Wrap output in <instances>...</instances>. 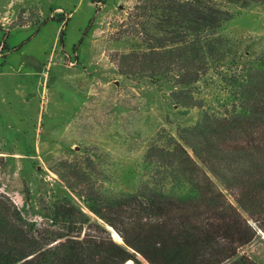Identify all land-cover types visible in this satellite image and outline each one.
I'll return each mask as SVG.
<instances>
[{
	"label": "rangeland",
	"instance_id": "1",
	"mask_svg": "<svg viewBox=\"0 0 264 264\" xmlns=\"http://www.w3.org/2000/svg\"><path fill=\"white\" fill-rule=\"evenodd\" d=\"M147 1L0 0V196L46 241L65 230L54 226L58 202L72 201L106 227L67 187L64 165L84 170L98 188L136 191L154 174L144 165L147 155L177 164L187 152L196 160L182 139L202 111L179 107L180 97L208 111L225 109L215 77L186 91L175 87L174 74L155 83L132 62L156 46L145 34L149 25L158 35L154 23L139 17ZM219 6L231 13L224 35L246 56L261 54L264 6ZM250 224L258 237L241 253L264 264V232Z\"/></svg>",
	"mask_w": 264,
	"mask_h": 264
},
{
	"label": "trees",
	"instance_id": "2",
	"mask_svg": "<svg viewBox=\"0 0 264 264\" xmlns=\"http://www.w3.org/2000/svg\"><path fill=\"white\" fill-rule=\"evenodd\" d=\"M221 2L264 6V0H148L139 15L158 34L148 25L155 48L133 54L140 71L155 83L174 74L175 87L186 91L207 76L223 87L221 112L181 97L176 102L202 111L182 139L196 160L187 152L177 164L147 155L144 165L154 174L133 192L98 188L84 170L64 165L67 187L106 227L72 201L58 202L54 226L65 230L52 242L0 196V264H141L137 255L149 264H258L241 249L258 237L250 221L264 232V51L246 56L224 35L231 13Z\"/></svg>",
	"mask_w": 264,
	"mask_h": 264
},
{
	"label": "water",
	"instance_id": "3",
	"mask_svg": "<svg viewBox=\"0 0 264 264\" xmlns=\"http://www.w3.org/2000/svg\"><path fill=\"white\" fill-rule=\"evenodd\" d=\"M109 230H110V231H113L115 235H117L119 238H121L120 235H119V234H118L113 228L109 227ZM112 236H113V235H112ZM113 238H115V236H113ZM122 243L125 245L123 239H122Z\"/></svg>",
	"mask_w": 264,
	"mask_h": 264
},
{
	"label": "bare ground",
	"instance_id": "4",
	"mask_svg": "<svg viewBox=\"0 0 264 264\" xmlns=\"http://www.w3.org/2000/svg\"><path fill=\"white\" fill-rule=\"evenodd\" d=\"M115 236H117V235H115ZM120 240H122V239L120 238ZM126 264H133V263H132V261H128Z\"/></svg>",
	"mask_w": 264,
	"mask_h": 264
},
{
	"label": "crops",
	"instance_id": "5",
	"mask_svg": "<svg viewBox=\"0 0 264 264\" xmlns=\"http://www.w3.org/2000/svg\"><path fill=\"white\" fill-rule=\"evenodd\" d=\"M2 26H3L4 28H2V29L0 28V29H1V30H6V29H5V26H4V25H2Z\"/></svg>",
	"mask_w": 264,
	"mask_h": 264
}]
</instances>
